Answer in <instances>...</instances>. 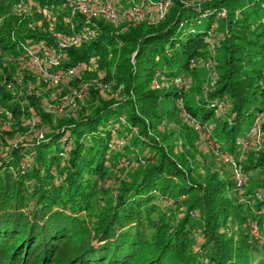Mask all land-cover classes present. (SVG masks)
Segmentation results:
<instances>
[{
    "label": "trees",
    "instance_id": "1",
    "mask_svg": "<svg viewBox=\"0 0 264 264\" xmlns=\"http://www.w3.org/2000/svg\"><path fill=\"white\" fill-rule=\"evenodd\" d=\"M15 1L0 0V16L18 22L12 10ZM61 3L47 0L41 4L52 5L58 30L71 34L86 27L95 28L97 33L80 46L70 47L55 72L79 62L86 65L97 57L106 60L117 56L119 72H107L106 76L116 80L114 91L121 90L118 85L122 91L120 97L92 91L99 104L76 116L65 112L57 121L43 113L40 102L34 100V110L47 124L43 136H38L37 130L25 140L11 142L0 137V264H264V214L259 220L254 218L253 225L261 228L257 235L251 232L253 225L245 223L247 232L235 223L248 220L241 215L242 208L249 217H255L256 209H264V185L251 184L241 191L242 201H237L240 192L239 196H229L233 181L224 182L210 167L190 166L189 161L183 173L161 149L164 139L158 141L147 133L148 128L159 127L163 113H173L161 111L158 100L172 102L175 109L182 97V105H178L201 128L210 130L214 147L237 152L238 141L264 108V16L259 13L260 8L264 10V0H214L200 8L183 7L177 0L165 20L140 23L121 32L114 29L117 25L107 26L105 21L86 23L81 15L65 24L61 20L69 15V9L61 8ZM226 3L232 7L222 18H227L225 28L222 37L216 36L211 56L204 36ZM201 19L206 20L205 30L196 28ZM31 36L56 44L46 34ZM26 38L19 31L14 37L2 28L0 49L19 53ZM210 57L216 62L217 75L212 84L202 88L208 79L206 62ZM191 59L196 60L194 67ZM189 74L190 92L175 84L162 91L153 86L158 75L171 81ZM1 90L5 99L11 100L10 110L16 112L22 96ZM123 97L133 98L130 103L138 106L147 123L128 113L129 104ZM221 102L225 110L219 112ZM125 118L136 134L121 126ZM184 122L186 133L181 134L193 147L199 130L186 118ZM260 129L264 135V117ZM258 160L252 170L264 168V149ZM131 161L140 165L138 169L110 191L105 182L108 165ZM194 172L200 178H194ZM261 192L259 200L255 196ZM167 195L173 199L188 195L189 211L180 218L167 216L166 206L158 204ZM195 208L204 216L200 230L204 242L198 249L190 248ZM228 218L233 221L229 233L225 232ZM221 225L225 231L219 229Z\"/></svg>",
    "mask_w": 264,
    "mask_h": 264
},
{
    "label": "rangeland",
    "instance_id": "2",
    "mask_svg": "<svg viewBox=\"0 0 264 264\" xmlns=\"http://www.w3.org/2000/svg\"><path fill=\"white\" fill-rule=\"evenodd\" d=\"M56 2H65L66 0H53ZM174 3H176L177 0H173ZM197 3H204V2H211L214 0H193ZM44 2H47V0H17L13 4L12 10L13 14L16 18H18V22H14L15 20H10L8 16L5 18L4 15L0 16V29H7L11 31L12 36L14 37L17 35L18 31L21 32L25 37H29L25 39V46L28 47H34L40 40L42 39H35V37H32L31 34H46L49 35L55 39H57V44L59 45V41L56 34L60 33L61 31L57 29L58 26H56V17L53 14L54 11H51V6L49 7H42L41 4ZM245 2L243 1V4ZM242 4V5H243ZM240 5V4H239ZM237 6L236 8L241 7ZM125 6L127 4L125 3ZM68 4L66 2V5H62L61 8H68ZM231 3H226V9L228 12L231 10ZM260 15L264 16V10L263 8L259 9ZM74 16L71 17L70 13L67 14L62 18V22L67 24L69 22H72V19H78V15L80 14H73ZM8 18V19H7ZM101 18V17H100ZM227 19V18H226ZM226 19L216 20L214 22L215 26V32L216 36L222 37L223 30L225 28V21ZM101 21H105L107 26H115L114 29H116L118 32L122 31V28L125 27V23L119 24L110 20H104V18L100 19ZM202 23L197 24L196 28L197 30H205L206 28V20L201 19ZM2 26V27H1ZM66 26V25H65ZM72 26V24H71ZM67 28V27H66ZM133 28V27H128ZM119 29V30H118ZM90 32L93 36L97 33L95 28H91ZM66 33V32H65ZM68 34V33H66ZM182 38L183 37V31L179 33ZM43 41V40H42ZM82 44V43H81ZM80 44V45H81ZM78 45V46H80ZM51 46L56 49L55 43H52ZM78 46H69L64 49V54H66L65 58L67 57V50L70 47H78ZM19 47V46H18ZM58 47V46H57ZM7 52H4L2 49H0V89L3 88L5 91H14L17 92L22 97H18L19 100H22V103L18 104V109L16 112H12L10 110V104L11 100H6L5 96L0 93V137L9 139L11 142L13 140H25L26 138H30L32 134L39 131L45 130V125L43 121H40V115L37 114V111L34 110L35 105H32L33 101L40 102L39 109L43 113L50 114L51 117H54L53 119L57 121V119L60 118V116H64L65 112H70L71 116L79 115V113L82 112L85 108L92 110L91 108L99 104L100 102L94 98H92V91H95L96 93L100 94L101 96L108 95L113 97H120V91H122V87L120 85L117 90V87L114 83H116V80L113 79H107L106 73L111 72V74L114 73V75L119 72V67L117 66L119 62V58L116 56L115 58L112 57V59H101L99 60L98 57L95 60L89 61L86 66L83 68L81 67L80 70H78L77 74L74 76H64L62 73H56L54 65H51L50 60L51 56H46L42 53L39 54V60L40 64L35 66H30L29 64H25L20 57L23 56L24 53V47L17 50L19 53H14L11 50H6ZM217 55H221V52L219 51ZM101 61V62H100ZM35 67V68H34ZM58 69V68H57ZM44 71V72H42ZM61 74L62 76L59 78H54L56 74ZM208 74V79H205L203 81V87L205 88L207 85H210L214 82L216 74H212L210 71H206ZM12 78V79H10ZM158 80L160 83L159 91H162L163 89L170 88L172 84L174 83L175 79H172L171 81L164 80V78H160L158 75ZM164 80V81H163ZM162 81V83L160 82ZM184 82L183 86H178L180 90L185 92V88L187 92H190L192 82H191V75H187V77H182L181 83ZM181 83L179 85H181ZM205 84V85H204ZM157 89V88H156ZM1 90V91H4ZM197 92V91H196ZM195 94H198L195 93ZM106 95V96H107ZM191 96H194V94H191ZM192 97V98H193ZM124 102L129 104L128 113H133L135 117V120H141L147 123V118H145L141 112L137 110V107L135 104H131L130 102L133 101L132 97H123ZM179 98V97H178ZM178 98H175L177 100ZM182 98V97H180ZM183 99V98H182ZM176 102V101H175ZM183 102V100H182ZM158 103L160 105L161 111H164L166 109H169L170 111H173V113L167 111L165 114L163 113L162 119L159 121V127L149 129L147 133L150 136H154L159 140H163L160 145L162 146L161 149L165 150V152L169 155H171V158L175 160L176 166L180 165L178 168L184 173V170L186 171V167L188 166V161L190 166H208L210 167L211 171L216 172L219 175V178L223 180L224 182H227V180L233 181L234 185L232 184V189L229 192V196H239L236 200L239 201V199L242 201L243 196H241V191H243L245 188L251 186V184L262 186L264 185V178H262V174L260 171V168L252 170L251 167L254 165L259 158L260 152L262 151L260 147V142L263 144L264 135L262 137L261 141H256V139H252L247 144V147L244 149V151L241 148L242 143L240 140L238 141V147L236 149V154H232L227 152L229 156H231L233 159L225 160L221 156L220 153L215 151L214 143L209 137L211 136L209 134L210 130L207 128L202 127L197 122L194 123V127H196L197 130H199V136L194 137V146L189 147L187 141L185 140L184 136L181 133H186L185 128V114L187 112H183V106H179V100L176 103L175 109L172 105V102H166L164 99L160 98L158 100ZM85 105V106H82ZM179 104V105H178ZM30 106V108H28ZM81 106V108H80ZM83 107V108H82ZM79 108V109H78ZM225 108H223L222 111H224ZM185 111V110H184ZM221 111V112H222ZM139 118V119H138ZM56 123V122H55ZM149 123V122H148ZM248 123H245V126L247 127ZM121 126H124V128L129 129L131 135H134L137 133L136 128H134L133 125H131L128 120L125 118L121 121ZM244 126V127H245ZM8 129V130H7ZM122 141H119L121 144ZM119 144V145H120ZM167 144L173 145L174 147H171ZM213 148V150H212ZM137 151V150H136ZM2 152V151H1ZM218 153L219 156L216 154ZM224 153V152H223ZM189 155H191L189 159ZM140 165L135 162H129L123 164V162H119V164H109V172L107 173V179L105 182H107L110 191H113L115 188V184L117 182H120L119 180L125 181V178L128 177L131 173H134ZM237 173H239L240 178L243 180L242 183V190L239 191V188L236 189L234 180L236 179ZM194 178H200L198 174L195 172L192 174ZM237 185V181H236ZM238 186V185H237ZM108 189V188H107ZM113 193V192H109ZM198 194V193H197ZM232 194V195H230ZM168 196V195H167ZM257 199L262 200L263 194L256 193L255 196ZM172 198V199H170ZM174 197H164L163 201L159 202V206H166L167 216L180 218V216L188 209L187 207V198L188 195H181L177 199H173ZM252 198H254L252 196ZM261 198V199H260ZM176 201H179V203H176ZM235 201V199L233 200ZM177 204V205H176ZM253 203L247 204L248 208L253 207ZM195 213V225H193L191 233H190V248H202V243L204 242V236H202V233L200 232L202 226L204 225V216L202 212H199L198 209H193ZM252 211V210H251ZM256 215L255 217H249V213L246 211V209L242 208L241 215H243L245 218L248 216V220L243 221H235L238 225L239 229H245V231L249 232L247 225L245 223L250 224L252 227L253 223L255 222L256 218L257 220L260 219V215L264 214V209H256L255 210ZM169 213H173L172 215ZM175 213V214H174ZM253 213V212H252ZM252 215V214H251ZM259 215V216H258ZM259 218V219H258ZM170 218L167 217V221L169 224H173L171 221H169ZM166 221V219H165ZM226 225V224H225ZM235 225V226H236ZM260 226V223H259ZM227 231H225L226 229ZM222 227L219 226V229L225 232H230L233 227V221H231L230 218L227 220V226ZM258 226H253L252 229L256 231V233H261V228ZM260 230V231H259ZM253 234L254 232L251 231ZM260 241L263 240L262 237L259 238ZM199 245V246H198ZM198 246V247H197ZM189 248V249H190ZM192 248V249H193ZM205 248L204 250H206ZM205 252V251H203Z\"/></svg>",
    "mask_w": 264,
    "mask_h": 264
},
{
    "label": "built area",
    "instance_id": "3",
    "mask_svg": "<svg viewBox=\"0 0 264 264\" xmlns=\"http://www.w3.org/2000/svg\"><path fill=\"white\" fill-rule=\"evenodd\" d=\"M179 3L183 7H196L200 8L203 6V3H197L193 0H178ZM68 4L70 16L73 17V14H80L84 17V21L86 23L90 21H97L101 18L104 20H110L119 24L125 23V27L122 30H126L128 27H135L140 23H145L148 25L157 24L166 19L167 14L171 10L174 5L173 0H66ZM125 3L127 6H125ZM205 3V2H204ZM66 5V4H65ZM227 16L226 8H222L219 10L215 17L214 22L217 20H221ZM101 17V18H100ZM214 22L211 24L209 30L204 36V41L207 42L210 50V55L213 56L215 54V46H216V32ZM182 24V23H181ZM91 32L86 27L83 28L80 32H73L71 34L66 33H58L56 34L59 41V45L57 44V39L53 38L56 42V49H54L51 45H48L44 41H39L34 47H24L23 56L20 59L30 66H35L40 64L39 54L42 53L46 56H51L50 63L54 65L55 68L59 66L65 59L66 54H64V49L69 46H78L80 45L85 38H90L93 36L90 35ZM58 46V47H57ZM264 62V55H263ZM196 65V60L191 59L190 66L194 67ZM216 62L213 57L207 59L206 68H208L211 73L214 75ZM84 63H77L68 67L65 71H57L56 73H62L64 76H74L81 67H85ZM35 68V67H34ZM44 72V71H42ZM55 73V74H56ZM264 74V68H263ZM61 74H56L54 78L61 77ZM184 78V77H183ZM182 77H176L174 80L175 85L183 86L184 82L181 83ZM181 83V85H179ZM153 86L155 88H160V83L156 79L153 80ZM179 103L182 105V98H179ZM225 107L224 102L218 104V111L221 112ZM183 112L184 109L182 110ZM264 117V108L258 113L255 117L250 129L244 134L241 138L240 142L242 143L241 148L244 149L247 147V144L250 140L256 139V141H261L263 137V132L260 129V122ZM185 118L192 123L196 121L193 120L188 114H185ZM38 136L42 137L43 132L39 131ZM261 149L264 148V144L259 143ZM216 148V147H215ZM216 152L220 153L225 160L233 159L226 152H222L220 149L216 148ZM217 153V154H218ZM262 178H264V169L261 172ZM237 185L240 187L242 184V179L237 173L236 179Z\"/></svg>",
    "mask_w": 264,
    "mask_h": 264
},
{
    "label": "clouds",
    "instance_id": "4",
    "mask_svg": "<svg viewBox=\"0 0 264 264\" xmlns=\"http://www.w3.org/2000/svg\"><path fill=\"white\" fill-rule=\"evenodd\" d=\"M95 21H96V20H95ZM97 21H99V20H97ZM90 38H92V37H90ZM88 39H89V38H88ZM40 41H42V40H40ZM23 47H28V46H23ZM241 138H242V137H241ZM263 149H264V148H263ZM263 149H262V150H263ZM221 151H222V150H221ZM222 152H224V151H222ZM226 153H227V152H226ZM232 154H236V152H233ZM232 154H231V155H232ZM263 169H264V168H263ZM263 169H261L260 171L262 172ZM242 181H243V180H242ZM234 182H235V187H236V189L239 188V191H241V190H242V185H243V183H242L241 186L239 187V186L236 185V180H234ZM253 226H255V224H254ZM251 231L254 232V235H257V234H258V232L256 233V231L253 230V229H252Z\"/></svg>",
    "mask_w": 264,
    "mask_h": 264
}]
</instances>
